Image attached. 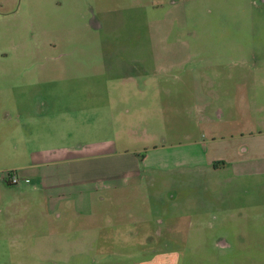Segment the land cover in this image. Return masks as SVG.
I'll use <instances>...</instances> for the list:
<instances>
[{
  "label": "rangeland",
  "instance_id": "obj_1",
  "mask_svg": "<svg viewBox=\"0 0 264 264\" xmlns=\"http://www.w3.org/2000/svg\"><path fill=\"white\" fill-rule=\"evenodd\" d=\"M263 144L264 0H0V264H264ZM99 150L141 176L79 210L6 182Z\"/></svg>",
  "mask_w": 264,
  "mask_h": 264
},
{
  "label": "crops",
  "instance_id": "obj_2",
  "mask_svg": "<svg viewBox=\"0 0 264 264\" xmlns=\"http://www.w3.org/2000/svg\"><path fill=\"white\" fill-rule=\"evenodd\" d=\"M263 148L264 144L262 145ZM255 149L259 150L261 147H255ZM41 161L38 163V161L33 160V164L21 168L16 174L21 179L31 180L33 187L31 190L33 192H30H36L43 199H46L45 203L48 206V209L46 208L47 214H57L58 210H62L63 204L68 205V203H72L76 206V210L86 203L93 204L91 202V196L95 191L99 192L102 189L110 188H127L129 180L137 179L141 176L137 159L131 155L111 158L103 156L100 150L87 154L72 152L66 155L63 154L61 157L46 158ZM58 164L68 166L66 172L68 184H65L68 185L67 187L63 186L59 188L56 185L53 172L47 174L43 172V168L53 167ZM99 181L101 182L98 183ZM46 184L49 187H45L44 185ZM78 189L80 191H77ZM143 191L148 192L147 188H144ZM132 192L130 190L127 192L130 194H125L133 197ZM116 195L118 196V194ZM120 197H123V195L121 194ZM91 213L92 211L87 216H90ZM129 217L136 219L137 214L131 210ZM118 219L116 218L115 221ZM180 260L178 254L157 252L155 257L142 264H180Z\"/></svg>",
  "mask_w": 264,
  "mask_h": 264
},
{
  "label": "built area",
  "instance_id": "obj_3",
  "mask_svg": "<svg viewBox=\"0 0 264 264\" xmlns=\"http://www.w3.org/2000/svg\"><path fill=\"white\" fill-rule=\"evenodd\" d=\"M6 182L10 186H16L20 184L22 181H27L29 179H21L16 173H7L6 174Z\"/></svg>",
  "mask_w": 264,
  "mask_h": 264
}]
</instances>
